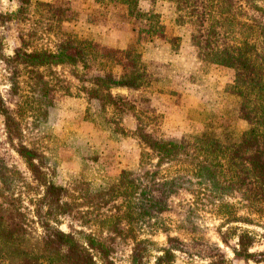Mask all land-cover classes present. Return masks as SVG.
Segmentation results:
<instances>
[{
  "label": "trees",
  "instance_id": "16d2710c",
  "mask_svg": "<svg viewBox=\"0 0 264 264\" xmlns=\"http://www.w3.org/2000/svg\"><path fill=\"white\" fill-rule=\"evenodd\" d=\"M101 1L125 5L140 24L137 39L124 50L65 31V9L38 1L56 23L54 49L23 45L5 60L14 70L28 69L45 98L54 87L39 69L68 67L86 98L83 118L111 134L136 138L140 169L121 168L96 179L90 171L99 152L80 143L79 172L70 184L59 183L46 155L25 142L23 127L0 97L7 142L24 164V170L11 165L0 153V264H117L124 244L130 245L128 264H179L180 254L190 257L184 264H228L225 248L236 258L264 264V249L253 250L264 241V0H166L175 24L191 27L189 40L202 71L232 70V79L189 117L201 127L178 137L148 130L135 101L113 93L145 89L156 79L142 59V32L166 36L171 49L178 48L179 36L166 35L155 9L159 0H149L148 9L141 7L143 0ZM117 65L127 70L119 73ZM128 116L136 120L133 130L120 122ZM180 191L193 199L177 228L196 234L198 210L210 211L219 219L215 232L223 247L190 244L172 233L164 213ZM157 234L164 239H155ZM195 256L202 262L192 261Z\"/></svg>",
  "mask_w": 264,
  "mask_h": 264
},
{
  "label": "rangeland",
  "instance_id": "374dc122",
  "mask_svg": "<svg viewBox=\"0 0 264 264\" xmlns=\"http://www.w3.org/2000/svg\"><path fill=\"white\" fill-rule=\"evenodd\" d=\"M29 1V4H21L20 0H0V97L23 127L25 142L46 155L49 170L56 181L63 184H70L80 170L81 161L76 152V146L80 143H87L99 152L98 162L93 164L90 171L96 179L116 174L121 168L140 169L142 147L136 138L111 134L83 118L86 98L77 88L78 81L68 67L39 69L43 78L54 87L45 98L34 88L35 78L28 69L19 65L14 70L5 60L23 45L28 49H54L58 29L56 23L48 21L49 13L44 5L37 4L38 1L51 2L65 9L68 19L62 24L65 31H78L100 45L118 50H124L137 39L140 24L127 15L123 4L107 5L101 0ZM140 4L144 9L150 7L149 0H143ZM20 5L22 9L18 11ZM155 9L167 27L166 35L179 36L178 48L176 52L172 50L166 36L142 32V59L149 75L156 79L145 89L122 88L114 89L113 93L124 94L135 101L144 112L142 115L148 130L166 137H178L201 127L200 123L189 117L196 115L193 111L199 105L207 106L215 92L232 79V70L217 67L202 71L189 40L191 27L175 24L174 8L169 1H157ZM123 68L125 66L117 65L114 69L121 73L127 70ZM120 122L129 130L136 125V120L131 116ZM4 127L0 114V153L9 164L24 170L23 161L7 142ZM192 199L193 196L186 191L172 196L170 208L164 213L172 233L190 241V244L198 240L219 242L223 247L215 232L219 219L210 211L198 210L199 230L196 234H188L177 228ZM154 238L162 241L164 236L157 234ZM225 249L230 259L228 264H253L236 258L229 248ZM262 249L264 241L253 248ZM129 251V244L121 245L117 264H128ZM187 259H190L188 255L180 254L177 262L184 264ZM192 261L202 262L196 256Z\"/></svg>",
  "mask_w": 264,
  "mask_h": 264
}]
</instances>
